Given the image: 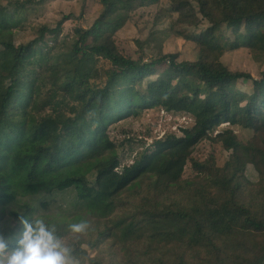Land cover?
I'll return each instance as SVG.
<instances>
[{
	"label": "trees",
	"instance_id": "obj_1",
	"mask_svg": "<svg viewBox=\"0 0 264 264\" xmlns=\"http://www.w3.org/2000/svg\"><path fill=\"white\" fill-rule=\"evenodd\" d=\"M7 1L11 7L0 2V234L15 241L19 216L35 214L82 264H264V71L258 79L230 71L215 36L226 26L230 50L264 51V0H174L176 24H210L200 35L177 31L198 45L193 62H178L176 53L146 62L142 50L136 59L119 51L116 36L131 13L158 0H100V16L75 28L69 43L60 37L64 17L19 45L12 38L26 2ZM239 80L252 82L251 93ZM155 108L191 116L194 125L123 165L126 141L117 143L111 127ZM225 123L254 137L242 143L231 130L213 137ZM204 142L220 143L233 159H198ZM189 163L193 177L185 175ZM69 191L75 211L46 212L47 197ZM80 222L94 224L95 235L71 233Z\"/></svg>",
	"mask_w": 264,
	"mask_h": 264
},
{
	"label": "rangeland",
	"instance_id": "obj_2",
	"mask_svg": "<svg viewBox=\"0 0 264 264\" xmlns=\"http://www.w3.org/2000/svg\"><path fill=\"white\" fill-rule=\"evenodd\" d=\"M26 2V20L20 30H15L13 42L16 45L28 42L38 36V29L47 25L54 28L58 21L68 17L62 26L61 39L70 42L74 39L75 28L88 29L102 12L100 0H19ZM4 6H9L7 0H0ZM196 6V4H195ZM174 0H158L155 4L143 6L134 10L130 15V20L126 26L117 34L116 44L119 51L127 57L138 58L143 51L146 62H150L158 57L159 54H178V62L196 61L199 58V47L195 42L185 40L178 35L177 31L183 30L187 33L201 34L210 25L204 21L198 27L184 26L176 24L178 13L174 10ZM217 41L225 48L226 53L220 61L230 71H241L250 73L255 79L260 78V73L264 71V51L248 50L240 48L230 50V44L234 40L232 30L224 26L216 33ZM239 39L245 36L244 27L239 32ZM138 42L142 43V48ZM237 88L241 91L251 93L252 82L239 80L236 82ZM52 110H46L51 112ZM194 119L187 115H175L168 113L161 108L145 109L138 116L119 121L111 127L110 135L117 143L125 142L121 156L126 158L123 165L131 164L134 157L151 146V144L167 134H182V129L190 128L194 125ZM231 130L242 143H247L254 137V131L240 126H231L228 123L221 125L214 133ZM130 143L127 141L130 140ZM217 160L219 165H223L229 159H233L231 153H227L221 144H210L204 142L198 146L196 157L204 161L211 155ZM231 156V157H230ZM197 174L189 163L186 169V177H193ZM249 174L254 178V170L250 167ZM64 174H56L55 180L58 182ZM94 177V174L90 176ZM74 192L69 191L64 194L47 197L49 203V214L58 215L63 210L75 211L73 206ZM93 225L82 233L80 239H89L95 231ZM95 235V234H94ZM93 235V236H94ZM94 238V237H93ZM88 247L87 244H84ZM86 247V248H87ZM94 252L90 251V255ZM88 264V263H85Z\"/></svg>",
	"mask_w": 264,
	"mask_h": 264
},
{
	"label": "clouds",
	"instance_id": "obj_3",
	"mask_svg": "<svg viewBox=\"0 0 264 264\" xmlns=\"http://www.w3.org/2000/svg\"><path fill=\"white\" fill-rule=\"evenodd\" d=\"M19 219L23 230L18 239L0 234V264H82L67 239L59 236L43 216L34 214L29 219L21 214ZM69 228L73 234H82L89 224L73 223Z\"/></svg>",
	"mask_w": 264,
	"mask_h": 264
}]
</instances>
